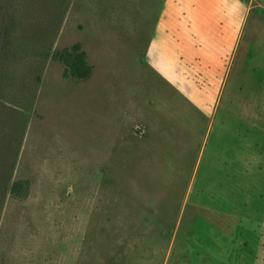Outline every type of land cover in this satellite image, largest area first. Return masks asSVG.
I'll return each mask as SVG.
<instances>
[{"label": "rangeland", "instance_id": "374dc122", "mask_svg": "<svg viewBox=\"0 0 264 264\" xmlns=\"http://www.w3.org/2000/svg\"><path fill=\"white\" fill-rule=\"evenodd\" d=\"M165 2L0 0V264H264V0Z\"/></svg>", "mask_w": 264, "mask_h": 264}, {"label": "trees", "instance_id": "16d2710c", "mask_svg": "<svg viewBox=\"0 0 264 264\" xmlns=\"http://www.w3.org/2000/svg\"><path fill=\"white\" fill-rule=\"evenodd\" d=\"M51 58L63 67V76L67 80L86 82L92 75V68L79 44H74L61 51H55ZM29 187L27 181H15L8 187V194L13 199L22 200L27 198Z\"/></svg>", "mask_w": 264, "mask_h": 264}, {"label": "crops", "instance_id": "0c3cea01", "mask_svg": "<svg viewBox=\"0 0 264 264\" xmlns=\"http://www.w3.org/2000/svg\"><path fill=\"white\" fill-rule=\"evenodd\" d=\"M166 1L167 2H165V4L163 5L162 12L164 14H166L167 18H169V16H170L169 13H171L170 10H169V6L170 5H168L169 4V2H168L169 0H166ZM168 33H169V31H167L166 34L164 33V35H167V37H168L169 36ZM215 33L217 34L216 37H215L216 38L215 40L218 39L221 42H223L225 44V46H227V44L225 43V39L222 36V35H224V32L219 29ZM162 43H164V42H162ZM226 49H227V47L225 49L221 50V51H218V50L215 51V54L212 57V61H215V65H222L224 63V60H226ZM219 55H220V57H219ZM231 61H232V58H230V63H231Z\"/></svg>", "mask_w": 264, "mask_h": 264}]
</instances>
